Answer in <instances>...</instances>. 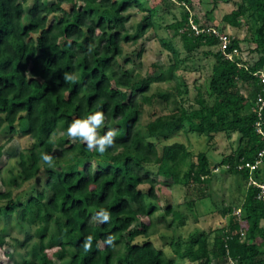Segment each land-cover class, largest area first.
<instances>
[{
  "label": "trees",
  "instance_id": "16d2710c",
  "mask_svg": "<svg viewBox=\"0 0 264 264\" xmlns=\"http://www.w3.org/2000/svg\"><path fill=\"white\" fill-rule=\"evenodd\" d=\"M133 8L146 16L136 35L129 36L127 13ZM152 10L141 0H0V132L6 136L4 143L0 140V160L15 137L30 141L8 167L3 181L8 189L0 192V264H264V202L257 198L258 188L247 183L249 178L264 183L259 169L264 157L251 172L241 168L258 160L264 148L256 128L260 123L264 133V107H257L264 94L259 79L264 76V0H238L237 8L222 17L223 24L236 30L244 20L243 39L224 33L219 24L204 27L194 19L203 30L196 33L188 12L170 26L189 54L217 47L203 53L214 61L208 97L198 95L197 108L178 106L140 128L141 109L154 98L147 95L150 83L175 78L179 65L177 51L165 40L161 44L173 64L164 78L144 80L126 68L131 59L119 61L122 43H136L154 26ZM220 33L228 38L224 52L233 54L230 60L219 50ZM242 42L254 46L257 59L251 65L240 56ZM142 53L140 47L135 57ZM239 83L248 86V95ZM156 98L168 101L170 94L159 92ZM96 112L105 117L97 138L116 133L114 145L103 153L67 134L74 120ZM178 132L209 141L237 134L238 145L214 162L207 153L193 155L182 143L164 144ZM43 154L53 158L52 164L64 163L66 171L61 175L47 169ZM221 168L246 182L240 215L232 206L223 207L217 213L227 221L210 242L203 231L182 239L176 231L186 225L187 216L171 203L159 207L157 178L165 186L198 192ZM33 180L41 187L24 191L22 202L15 200L12 189ZM184 205L190 213L196 207L195 200ZM159 211V221L171 217L168 252L152 239ZM13 217L22 240L8 234ZM89 236L91 248L85 251ZM139 238L143 240L137 242Z\"/></svg>",
  "mask_w": 264,
  "mask_h": 264
},
{
  "label": "rangeland",
  "instance_id": "374dc122",
  "mask_svg": "<svg viewBox=\"0 0 264 264\" xmlns=\"http://www.w3.org/2000/svg\"><path fill=\"white\" fill-rule=\"evenodd\" d=\"M146 6L153 10V25L146 33L141 36L136 43H122L123 55L119 58L122 63L129 58L132 62L126 65V68L132 69L133 72L140 78L156 79L159 75L164 78L168 73V68L173 64V57L161 44V40H165L178 53V69L174 71L175 78L169 80H158L150 83V90L148 96L153 95L149 104H144L141 109V120L139 122L140 128L154 119L155 116L167 115L178 106L186 109L197 108L198 95H202L207 99L208 81L211 75V68L213 58L203 55L204 52L210 50L215 52L217 47L206 48L202 47L195 52L189 54L183 48V43L180 37L174 32L171 25L180 22L183 15L188 12L190 16V23L196 19L199 26H213L219 24L223 27L224 33L238 39H243L247 36L246 25L242 21L239 30L233 29L221 22L222 17L229 14L237 8L238 0H189L188 5L183 0H141ZM129 21L126 24L127 33L129 36H134L137 33V26L146 16V13L138 11L133 8L128 11ZM196 25V24H194ZM197 26V25H196ZM143 48V53L139 59L135 57L136 52ZM253 45L246 42L240 44V56L242 61L247 64H253L257 56L251 52ZM264 73V69H263ZM243 95L249 94V88L244 83L238 84ZM177 88L179 92L177 93ZM163 92L170 94L168 101L156 98L157 93ZM6 136L0 132L1 143H4ZM182 143L193 154L207 153L212 161H219L221 155L229 154L237 148L238 136L237 134H230L226 136L223 134L216 135L213 140H208L205 136H197L185 132H178L173 135L164 144ZM29 139L27 137L19 138L18 136L12 142L6 144L3 150V158L0 160V192L8 189L3 181L7 179V169L15 164L16 158L20 151H23L29 146ZM45 167L41 168V172ZM47 169L53 170L59 174L66 171V166L62 162H57L47 166ZM260 175L264 177V164H261ZM39 177V176H38ZM210 182L199 187L197 190H189L182 186H172L163 184L162 178H157L158 185L156 187L157 195L159 197V207H164L166 204H172L175 209L180 206V209L187 216L186 225L177 234H180L182 239H186L195 231H203L208 234V241L210 242L214 236V230L221 228L227 221V217L221 218L217 213L223 207H234L239 210L240 205L246 193V182L242 178H237L228 173H223L222 168L215 170L210 178ZM40 183L33 180L29 183H24L18 189H12L15 200L22 202L24 200L23 192L31 189L40 188ZM189 200H195L196 207L190 213L185 208L184 203ZM181 211V212H182ZM162 212H157L153 221L155 220L153 241L158 247H163L165 251H169L167 243L170 241L172 235L171 230H168L167 224L171 222V217H165V221H159ZM4 221V220H3ZM15 217L12 223L8 225V234L13 238L22 240L23 231L17 225ZM264 227V221L261 222ZM210 233V234H209ZM164 235V238L162 236ZM166 237V238H165ZM8 242L13 244L12 239L7 238ZM142 238L136 239L137 242L142 241ZM4 250L11 252L12 248L4 246ZM23 252V249H18ZM18 259V256H16ZM14 264V263H11ZM182 264H191L184 262ZM212 264H225L214 260ZM228 264V263H227Z\"/></svg>",
  "mask_w": 264,
  "mask_h": 264
},
{
  "label": "clouds",
  "instance_id": "9594fccd",
  "mask_svg": "<svg viewBox=\"0 0 264 264\" xmlns=\"http://www.w3.org/2000/svg\"><path fill=\"white\" fill-rule=\"evenodd\" d=\"M66 80H71L70 76H65ZM104 114L102 112H96L94 114L88 115L84 119H77L74 120L67 129V134L72 139L80 138V140L86 143L89 150L96 149L100 153H103L108 146L114 145L113 137L116 133L112 132L111 130L103 137L97 138V129L104 125ZM99 145V147H96ZM41 159L51 165L53 158L47 154H43ZM105 219L107 220L108 217L106 216ZM91 239L92 237L89 236L83 247L85 251L90 250L91 248ZM109 244L112 243V240L109 239Z\"/></svg>",
  "mask_w": 264,
  "mask_h": 264
},
{
  "label": "built area",
  "instance_id": "2783aa9c",
  "mask_svg": "<svg viewBox=\"0 0 264 264\" xmlns=\"http://www.w3.org/2000/svg\"><path fill=\"white\" fill-rule=\"evenodd\" d=\"M190 26H191V29L193 31H195L196 33L203 32V30L198 29V26L194 25V23H190ZM217 35L219 36V41H220L219 50L224 52V50L226 49V47L228 45V42H229L228 38H227L226 34H224V33H220V34H217ZM233 53H236V51H233ZM223 55L229 60L233 58V54L232 53L224 52ZM259 79H260L261 83L264 84V76L260 75ZM257 103H258L257 104L258 110L260 111L264 107V94H263V96H258ZM259 125H260V123L256 124L257 132L260 133L263 136V140H264V133L261 132V130L259 128ZM263 157H264V148L258 154V160H256L253 164L249 163V162H245L244 165L241 168H247L251 172V171L255 170L256 168H258L259 164L261 163V159ZM247 183H248V185L256 186L258 188L257 198L260 201L264 202V183H258V182H256L255 180H253L251 178H249ZM234 214L239 216L240 215V211L239 210H235Z\"/></svg>",
  "mask_w": 264,
  "mask_h": 264
}]
</instances>
